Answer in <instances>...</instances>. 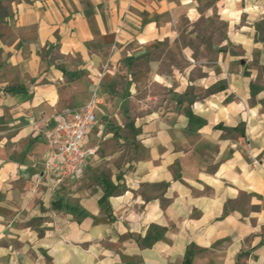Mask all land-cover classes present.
Returning <instances> with one entry per match:
<instances>
[{"label": "crops", "instance_id": "crops-1", "mask_svg": "<svg viewBox=\"0 0 264 264\" xmlns=\"http://www.w3.org/2000/svg\"><path fill=\"white\" fill-rule=\"evenodd\" d=\"M1 2L0 264H264V90L252 95L253 75L228 76L190 114L143 111L132 124L145 155L124 167L100 151L109 134L97 118L77 177L59 183L45 169L47 135L78 107L84 78L103 95L97 81L128 43L155 38V17L181 0ZM226 6L264 15L260 1Z\"/></svg>", "mask_w": 264, "mask_h": 264}, {"label": "rangeland", "instance_id": "rangeland-1", "mask_svg": "<svg viewBox=\"0 0 264 264\" xmlns=\"http://www.w3.org/2000/svg\"><path fill=\"white\" fill-rule=\"evenodd\" d=\"M227 3L228 0H181L179 8L155 17L160 25L155 38H134L128 43L110 79L97 81L103 95L96 90L90 92L94 81L84 78V90L74 97L78 102L75 109L94 96L101 100L96 116L104 125L100 130L109 136L102 140L105 145L100 151L114 154L116 167L145 155L136 137L138 129L133 127L143 111L153 109V115L158 116L190 114L191 100L225 89L228 76L233 74L253 75L254 90H264L261 50L254 48L255 44L264 45L256 34V24L264 15L252 20L245 16L234 18ZM107 68L106 64L102 72ZM106 101L109 106H102ZM97 130L98 126L95 133Z\"/></svg>", "mask_w": 264, "mask_h": 264}, {"label": "built area", "instance_id": "built-area-1", "mask_svg": "<svg viewBox=\"0 0 264 264\" xmlns=\"http://www.w3.org/2000/svg\"><path fill=\"white\" fill-rule=\"evenodd\" d=\"M100 104L101 100L94 96L82 108L64 109L56 116L57 124L47 135L52 151L45 169L54 174L58 182L77 177L86 161L95 154V148L88 145V135L96 124Z\"/></svg>", "mask_w": 264, "mask_h": 264}, {"label": "trees", "instance_id": "trees-1", "mask_svg": "<svg viewBox=\"0 0 264 264\" xmlns=\"http://www.w3.org/2000/svg\"><path fill=\"white\" fill-rule=\"evenodd\" d=\"M8 14H9V11H8L7 6L3 5L0 0V20L5 18ZM256 34H257V40L264 43V18H262V20L256 24ZM254 88H255L254 84H251L252 94L255 93ZM221 90H223V88H221ZM161 185H166V184L163 183ZM114 188L115 190H113L112 193H120L124 190V189H117V187H114ZM190 262H191V258L189 255L186 258L185 264H190Z\"/></svg>", "mask_w": 264, "mask_h": 264}]
</instances>
